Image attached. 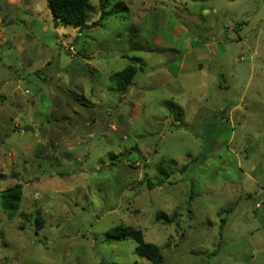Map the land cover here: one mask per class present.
<instances>
[{
  "label": "rangeland",
  "instance_id": "obj_1",
  "mask_svg": "<svg viewBox=\"0 0 264 264\" xmlns=\"http://www.w3.org/2000/svg\"><path fill=\"white\" fill-rule=\"evenodd\" d=\"M107 11L79 32L46 0H0V192L22 187L13 218L0 203V264H151L118 225L162 264H264V0Z\"/></svg>",
  "mask_w": 264,
  "mask_h": 264
},
{
  "label": "trees",
  "instance_id": "obj_2",
  "mask_svg": "<svg viewBox=\"0 0 264 264\" xmlns=\"http://www.w3.org/2000/svg\"><path fill=\"white\" fill-rule=\"evenodd\" d=\"M109 2L110 0H98L100 15L96 21L88 23L87 19L92 10L89 0H46L55 26L67 25L77 29L79 32L100 27L102 22L112 14L111 11H107ZM132 61L134 63L122 71L111 75L110 80L114 84V91L125 93L131 86L139 70V67L135 64H139L141 60L139 58H134ZM162 173L167 178V174L164 172ZM163 184L164 180L159 179L156 184L147 183V188L152 190L156 186L161 187ZM21 198L22 187L19 184L8 187L0 192L1 208L8 218H13L19 211ZM157 219L168 220L164 215H158ZM42 227L43 220L40 217H36L35 231L38 232ZM107 236L114 241L131 239L136 243L135 253L138 257L147 260L151 264L163 263V255L159 247L152 243L145 242L140 230H136L129 226L118 225L107 232Z\"/></svg>",
  "mask_w": 264,
  "mask_h": 264
},
{
  "label": "water",
  "instance_id": "obj_3",
  "mask_svg": "<svg viewBox=\"0 0 264 264\" xmlns=\"http://www.w3.org/2000/svg\"><path fill=\"white\" fill-rule=\"evenodd\" d=\"M123 168L126 169V170H129V171L135 172V173H139L140 172L139 168H133L131 166L123 165Z\"/></svg>",
  "mask_w": 264,
  "mask_h": 264
},
{
  "label": "built area",
  "instance_id": "obj_4",
  "mask_svg": "<svg viewBox=\"0 0 264 264\" xmlns=\"http://www.w3.org/2000/svg\"><path fill=\"white\" fill-rule=\"evenodd\" d=\"M68 50H69L70 52H73V51H74L72 47H68Z\"/></svg>",
  "mask_w": 264,
  "mask_h": 264
}]
</instances>
